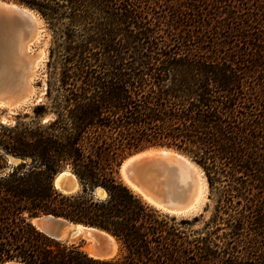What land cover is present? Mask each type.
Wrapping results in <instances>:
<instances>
[{
    "label": "trees",
    "instance_id": "16d2710c",
    "mask_svg": "<svg viewBox=\"0 0 264 264\" xmlns=\"http://www.w3.org/2000/svg\"><path fill=\"white\" fill-rule=\"evenodd\" d=\"M13 1L51 33L56 77L34 110L52 119L0 125V264H264V0ZM152 145L188 155L217 194L203 231L120 179ZM66 168L75 193L53 185ZM42 215L104 230L121 253L52 239Z\"/></svg>",
    "mask_w": 264,
    "mask_h": 264
},
{
    "label": "bare ground",
    "instance_id": "6f19581e",
    "mask_svg": "<svg viewBox=\"0 0 264 264\" xmlns=\"http://www.w3.org/2000/svg\"><path fill=\"white\" fill-rule=\"evenodd\" d=\"M10 5L19 7L14 3ZM23 9L31 15L36 26L43 24L38 14L27 8ZM41 42L39 35L32 38L20 35L9 44L6 54L9 66L0 74V106L5 107L9 113L14 108L38 102L42 96L43 89L34 87V81L40 75L45 59V51L39 45ZM119 170L123 182L131 190L148 204L169 214H196L206 201L207 182L203 171L188 157L172 149L148 148L124 160ZM62 180L69 181L72 192H76L78 181L70 170L65 169L56 175L54 187L58 190ZM98 193L99 197L104 196L103 190L98 189ZM75 229L77 232L85 231L92 241L91 246L85 249L88 255L108 259L115 253L117 244L114 238L89 228L77 226ZM101 242L111 247L105 256H101L98 249ZM6 264L23 263L12 261Z\"/></svg>",
    "mask_w": 264,
    "mask_h": 264
},
{
    "label": "water",
    "instance_id": "95a60500",
    "mask_svg": "<svg viewBox=\"0 0 264 264\" xmlns=\"http://www.w3.org/2000/svg\"><path fill=\"white\" fill-rule=\"evenodd\" d=\"M0 2H1L0 3V74H1L2 71L6 70L7 67L9 66L8 60L6 59L7 58L6 54H7V50H8V47H9L11 40L18 38L20 35L23 37H26V38H32L35 35H39L41 37V39H43L44 38V32H43V24L40 26H36L35 23L33 22L31 15L27 11H25L23 8H27L31 11H34L36 14H38L35 10H32V9L28 8L27 6L20 4L18 2H15L13 0H0ZM11 3L17 4L19 7H14V6L10 5ZM43 121H46V120H43ZM152 147L169 148V149H172V150H174L178 153H181V154L185 155L186 157H188L186 154L177 150L174 147L165 146V145H152V146H148L146 148H143L141 150H138V151L128 155L125 159H123V161L128 159L130 156H132L136 153L142 152V151H144L148 148H152ZM188 158L191 162L196 164L190 157H188ZM9 162H15V159L12 157L9 158ZM122 162H121V164H122ZM121 164H120V166H121ZM120 166H119V169H120ZM66 169L69 170V168H66ZM119 175L121 176L120 170H119ZM130 175H133V174L131 173ZM120 179L122 180V176L120 177ZM54 181H55V178H54ZM53 185H54V182H53ZM72 190H73V188H72L71 183L69 181H66V180L61 181L60 190H58V191H60V192L63 191L62 193H65V194L75 193V192H72ZM75 191H77V190H75ZM94 193L96 196L99 197L98 188L95 189ZM173 215H175V214H173ZM31 221L37 229H39L40 231L45 233L50 238L58 240V241L63 236H66L68 238V237H72V236L77 235V233L79 234V233L85 232L83 230H81L80 232H77L75 229L77 226L82 227V228H89V229L97 230L98 232L104 233V234L114 238L112 235H110L106 231L101 230L99 228L84 225L81 223H74V222H71L65 218L56 217L53 215H42V216L33 218ZM90 242L92 244V241H90ZM98 249L100 250V255L105 256L108 254V252H110L111 247H109V245L106 244L105 242H101V245H100V247H98ZM99 259H106V258H99ZM8 262H12V261H6L3 264H6ZM14 262H18V261H14ZM19 263H21V262H19Z\"/></svg>",
    "mask_w": 264,
    "mask_h": 264
},
{
    "label": "rangeland",
    "instance_id": "374dc122",
    "mask_svg": "<svg viewBox=\"0 0 264 264\" xmlns=\"http://www.w3.org/2000/svg\"><path fill=\"white\" fill-rule=\"evenodd\" d=\"M43 32H44V38L42 39V42L40 47H42L45 51V59L43 61L42 69L40 71V75L35 79L34 81V87L37 89L42 88V96L40 97L38 102H34L29 104V106H23V107H17L14 108L13 111L10 113L6 111L5 107L0 106V125L1 124H13L16 121H22V122H30L33 120H40L41 122L43 120H50L53 118V114L51 112H43L42 114L35 115V108L39 105L45 104L47 105L49 103V99L46 96L47 90L49 85L51 84L52 80L56 77L55 74H53V68L48 65V54H49V47L51 45L52 39H51V33L47 29L44 21H43ZM17 109V110H16ZM134 153V152H133ZM132 154V153H131ZM185 154V153H184ZM130 155V154H129ZM128 155H126L123 159H125ZM188 156V155H187ZM189 157V156H188ZM123 161V160H122ZM202 170V169H201ZM204 175V173H203ZM119 177H121L119 175ZM205 177V175H204ZM206 181V178H205ZM207 182V181H206ZM80 185L78 184L77 191H79ZM102 198V197H101ZM216 198L217 194L210 193L208 184H207V193H206V201L202 205L200 212L196 214H192L189 216H183V215H173L169 214L167 212H164L158 208H154L161 214L167 215L168 217H173L176 222H179L180 220H187L190 224L186 225L185 228L188 231H203V227L207 220L209 219L214 205L216 204ZM151 205V204H149ZM152 206V205H151ZM197 217V221L194 222L193 219ZM59 241H62L67 244H75L80 246L84 251L87 247L91 246V242L89 238L87 237L86 232L79 233L72 237H66L63 236ZM117 244V248L115 253L111 256V258H116L120 255V249L119 245ZM118 252V253H117ZM115 255V256H114Z\"/></svg>",
    "mask_w": 264,
    "mask_h": 264
}]
</instances>
